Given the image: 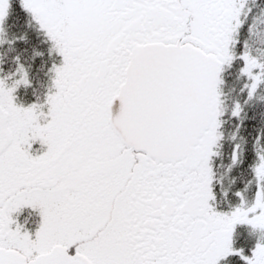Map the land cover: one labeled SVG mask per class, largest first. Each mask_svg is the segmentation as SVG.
Segmentation results:
<instances>
[{"label":"snow or ice","instance_id":"obj_1","mask_svg":"<svg viewBox=\"0 0 264 264\" xmlns=\"http://www.w3.org/2000/svg\"><path fill=\"white\" fill-rule=\"evenodd\" d=\"M0 264H264V0H0Z\"/></svg>","mask_w":264,"mask_h":264}]
</instances>
